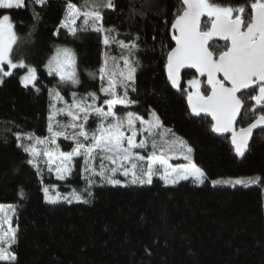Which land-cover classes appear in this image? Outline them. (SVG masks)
I'll list each match as a JSON object with an SVG mask.
<instances>
[{
    "label": "trees",
    "instance_id": "trees-1",
    "mask_svg": "<svg viewBox=\"0 0 264 264\" xmlns=\"http://www.w3.org/2000/svg\"><path fill=\"white\" fill-rule=\"evenodd\" d=\"M72 2L80 5L83 0ZM214 2L239 6L246 0ZM66 3L47 0L40 6L25 0L24 8L0 9V15H10L18 35L13 59L23 58L38 70L35 87L20 84L22 68L13 69V74L0 83V204L15 206L12 226L16 243L11 250L17 256L16 261L0 264H264V182L231 186L211 183L255 176L264 181V130L257 131L244 154L238 156L229 136L215 134L209 118L192 114L187 107L184 89L191 90L187 81L196 78L206 84V79L187 71L182 75L181 88H171L164 64L173 47L171 22L181 0H114V8L103 11L102 23L115 29L113 35L118 39L138 44L133 57L138 61L136 90H128L129 98L137 103L117 105L114 110L144 117L154 110L163 128L172 129L192 148L191 158L204 170L205 182L198 185L188 179L165 185L154 178L151 184H132L129 180L125 185H112L98 180L86 187L75 169L67 180L83 200L45 201L42 185L47 178L27 163L29 154L18 147L15 134L49 135L50 105L64 107L53 100L50 89L96 92L101 97L96 103L102 104L101 81L89 73L97 72L105 52L117 59L121 56L119 46L106 48L98 32L80 30L73 36L60 27ZM33 9L38 13L36 19ZM58 45L69 46L75 53L79 83L74 86L61 84L44 67ZM209 49L217 57L225 50V42L211 40ZM119 64L123 66L122 60ZM201 91L206 95L209 89L202 86ZM252 94H239L245 103L237 127L247 126L264 111H250ZM93 118L90 115L86 125L90 131L95 125ZM57 119L62 123L69 120L66 114ZM155 139L161 143L158 136ZM166 139L173 138L169 135ZM59 143L66 150L73 146L64 137Z\"/></svg>",
    "mask_w": 264,
    "mask_h": 264
},
{
    "label": "snow or ice",
    "instance_id": "snow-or-ice-1",
    "mask_svg": "<svg viewBox=\"0 0 264 264\" xmlns=\"http://www.w3.org/2000/svg\"><path fill=\"white\" fill-rule=\"evenodd\" d=\"M33 2L43 6L47 0ZM24 7L25 0H0V9L3 10ZM112 8L114 0H83L80 5L67 0L65 17L60 24V27L66 28L73 36L80 30L91 29L102 35V43L106 48L116 44L121 49L119 59L110 57L107 52L102 54L103 62L97 72L89 73L93 79L98 76L101 81L99 92L104 94L103 103H96L101 99L96 92H89L83 97L72 92V101L69 104L58 90L50 89L53 100L65 103L66 106L57 108L55 103L50 105L47 125L49 135L17 132L15 135L18 147L29 154L27 163L37 168V174L43 164L49 172L54 171L60 180L71 175L75 158L82 157V175L90 173L91 176H99L112 185L122 183L115 178L117 173L131 177L132 184H151L153 176L157 175L165 185L189 178L198 185L203 184L207 177L204 170L193 162L192 148L176 136L172 129L163 128L154 110H150V118L147 120L135 112L128 111L120 116L114 111L117 105L137 103L129 98L128 90H136L134 85L138 61L133 57L138 44L135 40L126 42L118 39L113 35L115 29L104 27L103 11ZM33 13V18H38L35 9ZM78 20L81 21L79 25ZM171 29L175 47L166 54L164 69L167 79L173 88L179 90L182 68L191 67L201 76H207L206 84L196 78L187 81L191 88L184 89L187 92L188 106L193 114L211 115L213 132H231V143L235 152L242 156L248 147L253 129L264 127V111L256 115L247 127L237 130L234 126L245 103L238 93H253L249 97L254 102L251 112L264 110V0H246L245 4L239 6L224 5L214 0H181L180 10L171 22ZM214 37L225 41V50L219 52L218 58L209 50V41ZM17 42L18 35L10 15H0V83L13 74V69L23 68L26 71L19 77L20 84L35 87L38 79L37 68L27 64L23 58L13 59ZM120 60L123 61L122 67ZM45 68L49 75L58 77L61 84L74 86L79 83L75 53L70 48L57 47ZM202 86L210 89L206 95L201 91ZM65 114L69 120L62 123L57 117ZM90 115L98 120L97 127L91 131L86 126ZM68 129L72 131L69 132ZM169 135L173 139H166ZM138 136L143 138L138 140ZM157 136L160 144L155 139ZM57 137L72 141L71 150L63 151L57 144ZM149 138H152L153 152L143 155L139 150L146 148ZM157 148L159 155L156 154ZM165 148L169 152L180 151L187 163L176 166L169 164L164 155ZM97 159L100 161L98 168L93 163ZM105 161L109 164L106 165ZM262 182L264 181L260 176L211 181L213 185H254ZM92 183L93 180L88 178V184ZM55 187L51 186L52 189ZM42 190L48 202L54 203L59 199L68 200L69 203L72 200H82L75 189L70 194L71 199L59 192L51 195L49 187ZM9 213L15 214L14 206L8 205L6 208L0 204V261L12 262L17 260L16 254L11 250L16 243V231L11 227L6 230L3 227L11 223Z\"/></svg>",
    "mask_w": 264,
    "mask_h": 264
},
{
    "label": "rangeland",
    "instance_id": "rangeland-1",
    "mask_svg": "<svg viewBox=\"0 0 264 264\" xmlns=\"http://www.w3.org/2000/svg\"><path fill=\"white\" fill-rule=\"evenodd\" d=\"M57 47H67V48H70V49H72L71 47H69V46H65V45H58V46H56L55 48H54V51L52 52V54L50 55V57L54 54V52H55V49L57 48ZM72 51H73V49H72ZM74 52V51H73ZM49 57V58H50ZM48 58V59H49ZM47 62H48V60H47ZM47 62H46V64H47ZM45 64V65H46ZM122 64H123V61H122ZM45 65H44V67H45ZM5 67V70H7V66L5 65L4 66ZM23 69V68H22ZM46 69V68H45ZM26 71V69H24L23 70V72H22V74L24 73ZM46 71H47V69H46ZM21 74V75H22ZM57 90V89H56ZM60 93H61V95L64 97V101L65 102H67V103H71V101H72V95H71V93L72 92H76L77 93V95H78V97H79V95H86L87 93H89V92H83V91H81V90H79V89H77V88H74V89H70L69 91H66V92H64V91H60V90H58ZM103 94V93H102ZM98 95V94H97ZM104 95V94H103ZM99 96V95H98ZM99 100V99H98ZM97 100V101H98ZM96 101V102H97ZM62 103V102H61ZM89 103H91V101L89 100ZM62 105L65 107L66 105H65V103H62ZM114 111H116L117 112V114L118 115H120V116H123L124 115V111H120V110H114ZM144 117V116H143ZM146 120L147 119H149L150 117H149V114H148V116L147 117H144ZM93 120H94V128L93 129H95L96 127H97V125H98V120H97V118L95 117V118H93ZM18 132H20V131H18ZM59 138L60 137H57V144L60 146V148L63 150V151H70V150H66V149H63L62 148V145L59 143ZM141 138H143V137H140V136H138L137 137V139L139 140V139H141ZM152 144V138H149L148 139V142H147V146H146V148L145 149H141V150H139V151H141V154H143V155H147V154H149V153H152L153 152V150L152 149H150L149 148V146ZM189 146V145H188ZM156 154L157 155H159L160 154V152H156ZM164 155H165V158L168 160V163L169 164H171V165H173V166H176V165H179V164H185V163H187V161L184 159V157H183V155L181 154V152L180 151H174V152H168V151H165V153H164ZM96 166H97V168H98V166H99V163H100V161H99V159H97V160H95L94 162H93ZM105 164L106 165H108L109 164V162H107V161H105ZM83 166H84V160H83V158L82 157H76L75 158V160H74V166H73V170H72V173H73V171L75 170V169H78L79 171H80V175H81V177H82V179H83V182H82V184L85 186L86 185V187H87V185H89L88 184V178H91L92 180H93V183L94 182H96V181H98V180H102L99 176H91V174L90 173H83V175H82V168H83ZM41 171L44 173V176L47 178V181L46 182H44L43 183V185H42V189L44 188V187H49L50 188V194L51 195H55V193L56 192H59V193H61L62 195H67V196H69V199H71V196H70V194H71V192H72V182H70V181H68L67 179L68 178H70V177H72L73 176V174L71 173V175H69V176H66L63 180H60V179H58L57 178V176H56V174H55V172L54 171H52V172H49L48 171V168H47V166L46 165H43V168H41ZM40 171V172H41ZM161 171H163L162 169H161ZM115 178L116 179H119V180H121L122 181V183L121 184H118V185H125L126 184V182L127 181H129L130 179H131V177H124L123 175H121L120 173H117L116 174V176H115ZM154 178H158V179H160V177L157 175V176H153V178H152V180L154 179ZM189 179H191V178H189ZM235 179H244V178H223V179H218V180H235ZM161 180V179H160ZM192 180V179H191ZM162 182H163V180H161ZM92 183V184H93ZM164 183V182H163ZM91 184V185H92ZM52 185H55L56 187H55V189H52L51 188V186ZM218 185H236V184H224V183H220V184H218ZM90 186V185H89ZM42 192H43V190H42ZM43 195H44V192H43ZM44 199H45V197H44ZM82 200H83V198H82ZM82 200H80V201H82ZM46 201V200H45ZM46 202H48V201H46ZM61 202H64V203H69L68 202V200H65V199H59V200H57L56 202H54V203H61ZM72 202H78L77 200H72ZM49 203H53V202H49ZM2 205H5V207L7 208V206L8 205H10V204H2ZM12 206H14V205H12ZM14 208H15V206H14ZM10 214V216H11V223L10 224H5L3 227H4V229L6 230L8 227H11V228H13V226H12V217H13V214H11V213H9ZM14 229V228H13Z\"/></svg>",
    "mask_w": 264,
    "mask_h": 264
},
{
    "label": "water",
    "instance_id": "water-1",
    "mask_svg": "<svg viewBox=\"0 0 264 264\" xmlns=\"http://www.w3.org/2000/svg\"><path fill=\"white\" fill-rule=\"evenodd\" d=\"M172 30V29H171ZM172 32H173V30H172ZM212 40H217V41H221V42H225V41H223L222 39H220L219 37H214ZM210 42V41H209ZM173 47H175V41H174V43H173ZM172 47V48H173ZM210 50V49H209ZM219 56V55H218ZM218 56L216 57V58H218ZM187 71H191V72H194L195 74H197L200 78H205L206 80H207V76L206 75H204V76H201L200 75V73H198V72H196V70L194 69V68H191V67H185V68H182L181 69V77H180V88H181V85H182V75H183V73H185V72H187ZM166 78H167V75H166ZM168 80V79H167ZM168 82H169V84H170V86H171V88L173 89V90H175V91H178V89H176V88H173L172 87V85H171V83H170V81L168 80ZM209 91H210V89H209ZM242 92H245V91H242ZM240 93H238V95H239ZM186 103H187V107H188V109H189V111L192 113V111H191V109L189 108V106H188V102H187V100H186ZM193 114V113H192ZM201 115H203V116H205V117H207V118H209L210 120H211V122H213L212 121V117H211V115L210 114H206V113H200ZM240 116H241V114L238 116V118H237V121H236V123H235V127H236V129L237 130H239V128H241V127H237V122H238V120H239V118H240ZM254 121V120H253ZM252 121V122H253ZM251 122V123H252ZM248 126V125H247ZM247 126H245V127H247ZM264 130V127H258V128H256V129H253V134H252V136H251V138L249 139V142H248V146L250 145V143L252 142V139H253V136H254V134L257 132V131H260V130ZM215 134H217V135H220V136H229V138H230V140H231V132H226V133H216V132H214ZM232 144V143H231ZM233 146V145H232ZM233 148H234V146H233ZM248 148V147H247Z\"/></svg>",
    "mask_w": 264,
    "mask_h": 264
}]
</instances>
